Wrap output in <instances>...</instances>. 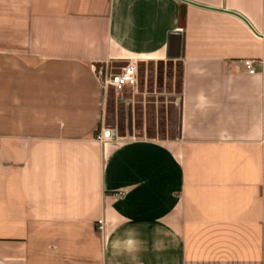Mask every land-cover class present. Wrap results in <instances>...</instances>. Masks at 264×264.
I'll return each instance as SVG.
<instances>
[{
    "label": "crops",
    "instance_id": "obj_1",
    "mask_svg": "<svg viewBox=\"0 0 264 264\" xmlns=\"http://www.w3.org/2000/svg\"><path fill=\"white\" fill-rule=\"evenodd\" d=\"M165 60L177 134L107 126ZM0 264H264V0H0Z\"/></svg>",
    "mask_w": 264,
    "mask_h": 264
},
{
    "label": "rangeland",
    "instance_id": "obj_2",
    "mask_svg": "<svg viewBox=\"0 0 264 264\" xmlns=\"http://www.w3.org/2000/svg\"><path fill=\"white\" fill-rule=\"evenodd\" d=\"M181 67L171 60L137 64V84L116 90L108 87L105 121L137 136L174 137L178 130Z\"/></svg>",
    "mask_w": 264,
    "mask_h": 264
},
{
    "label": "built area",
    "instance_id": "obj_3",
    "mask_svg": "<svg viewBox=\"0 0 264 264\" xmlns=\"http://www.w3.org/2000/svg\"><path fill=\"white\" fill-rule=\"evenodd\" d=\"M244 68L249 73H254V60L246 58L242 60ZM102 82L105 87L112 86L116 90H120L124 87H134L137 84V64L135 62H127L126 64L115 69L112 67H106L101 71ZM97 138L100 141L111 140L118 138L114 135L110 128H102ZM98 229L102 228V220H98Z\"/></svg>",
    "mask_w": 264,
    "mask_h": 264
},
{
    "label": "water",
    "instance_id": "obj_4",
    "mask_svg": "<svg viewBox=\"0 0 264 264\" xmlns=\"http://www.w3.org/2000/svg\"><path fill=\"white\" fill-rule=\"evenodd\" d=\"M177 36V45H178V50H179V52H180V47H181V36L179 35V34H177L176 35ZM172 40V39H171ZM170 40V41H171ZM179 52L177 53V55L176 56H178L179 55Z\"/></svg>",
    "mask_w": 264,
    "mask_h": 264
}]
</instances>
